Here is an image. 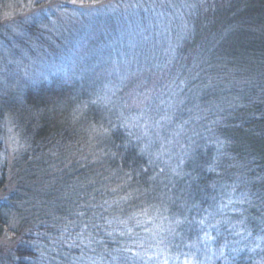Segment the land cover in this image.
Returning <instances> with one entry per match:
<instances>
[{
	"label": "trees",
	"instance_id": "1",
	"mask_svg": "<svg viewBox=\"0 0 264 264\" xmlns=\"http://www.w3.org/2000/svg\"><path fill=\"white\" fill-rule=\"evenodd\" d=\"M132 9L125 13L124 26L138 19L134 14L139 12L145 23L139 32L146 39L153 27L146 24L149 7ZM33 28L35 38L40 30ZM93 29L95 38L102 36L97 23ZM87 31L93 49L101 48L97 38L91 43L90 31L83 33ZM175 32L173 56L147 59L142 68L129 69L115 97L129 115L173 88L180 89L183 98L188 95L186 109L175 115L172 125L203 134L191 142L194 161L179 169H184L185 178L161 172L136 135L126 134L123 117L114 114L113 120H106L97 110L99 101L92 103L91 86L82 79L88 73L99 77L105 64L81 58L90 46L85 36L77 42L65 34L58 48L45 44L40 59H46L45 65H62L48 80H19L0 92V118L10 121L23 146L11 165L13 192L0 204V235L7 231L8 217L16 224L11 230L14 245L0 257V264H125L124 256L129 257L126 264H161V258L143 260L133 253L147 249L151 256L156 248L148 245L155 240L144 228L168 227L169 221L161 218L177 216L187 217L191 225H181L180 236L160 235L167 237L168 264H184L185 255L195 251L191 243L201 235L197 221L209 213L213 223L220 221L219 232L206 228L215 240L207 242L209 252L197 253L199 260L264 264V0H213L203 11L191 13ZM149 43H144L146 53ZM71 49L74 57L68 56ZM190 73L193 81L184 82ZM193 87L202 88L199 95L190 96ZM228 96L235 102L208 104ZM194 101L200 103L202 116L188 113ZM150 159L154 163L149 164ZM3 168L0 191L5 185ZM129 195L127 201L121 199ZM145 209L154 223L138 227L129 220L133 231L127 234L119 220ZM83 224L89 225L83 231L92 234L91 245L77 237ZM124 248L132 252L121 251Z\"/></svg>",
	"mask_w": 264,
	"mask_h": 264
},
{
	"label": "rangeland",
	"instance_id": "2",
	"mask_svg": "<svg viewBox=\"0 0 264 264\" xmlns=\"http://www.w3.org/2000/svg\"><path fill=\"white\" fill-rule=\"evenodd\" d=\"M212 1L76 0V3H73L72 0H0V92L6 88L10 89L11 85H16L19 80L28 83L48 80L62 65L46 66V59H40L45 57V44L58 48L65 34L69 36L68 40L82 42L87 38L86 41L90 44L89 32L83 31H90L93 24L97 23L99 30L102 31V34L100 33L102 36L96 35L101 41L99 42L101 48L93 49V44H90L79 54L81 58L90 56L96 58L100 65L105 64L99 77L88 73V78L82 79L89 83L92 97L101 105V107L98 105L97 110L109 121L114 119V114L123 117L127 128L126 134L136 135L143 147L154 156L155 162L167 172V176H177L172 171L177 169L179 176L185 178L187 174L184 169L181 171L179 169L184 164L194 161L195 152L191 142L199 136L198 134H203L199 131L187 133L183 126L172 125L175 115L186 109L188 95L183 98L181 90L173 88L168 94L159 95L151 106L135 108L133 109L135 112L124 115L123 102L116 99L120 94L117 89L124 82L129 69L142 68L144 60L172 57L174 50L171 44L178 40L177 32L173 33V30H179L180 26L186 24V20H190L191 13L203 11V7ZM142 4L149 7L150 17L147 18L146 24L150 22L153 26L146 39L139 32V25L145 24L139 12L134 14L139 17L138 19L130 21L128 27L124 26L125 13L129 7L138 10V6ZM33 27L40 30L35 37L38 39L32 36ZM90 33L92 43L96 40L94 29ZM34 39L37 40V44L34 43ZM147 39L150 43L146 53L144 43ZM41 41L42 46L39 45ZM72 50L68 56L74 57ZM191 75L192 73L185 76L184 82L193 81ZM201 89L193 87L190 96L194 93L199 95ZM235 99L232 97L231 100L228 96L209 101L208 104L217 107L235 102ZM199 105V102L194 101V104L189 105L194 108L188 107V113H198L202 116L203 112L198 109ZM1 108L4 107L0 101V110ZM22 148L10 121L4 117L0 118V167L4 166L3 170L5 169V185L0 191V204L6 202L7 196L13 192L11 165ZM7 220V231L0 235V257L8 254L15 242L11 230L14 231L16 224L13 217H8ZM156 251L157 249H151L150 252L153 254ZM160 258L163 260L164 257Z\"/></svg>",
	"mask_w": 264,
	"mask_h": 264
},
{
	"label": "snow or ice",
	"instance_id": "3",
	"mask_svg": "<svg viewBox=\"0 0 264 264\" xmlns=\"http://www.w3.org/2000/svg\"><path fill=\"white\" fill-rule=\"evenodd\" d=\"M73 3H76V0H72ZM97 101H92V103H96ZM104 134H108L109 130L108 129H104L103 130ZM145 134H147L145 132ZM129 135H131V133H129ZM145 151V149H141V152L143 153ZM113 156H115V153L112 154ZM149 164L154 163V161L152 159H150ZM210 170H214L213 168L210 167ZM144 171H147V169H144ZM161 172L164 171L163 168L160 169ZM174 174L176 175H180L179 172H177L175 169L172 170ZM125 175L128 176L129 179H131L130 174L126 173ZM152 180H155L156 177L153 176L151 177ZM113 191H115V189H113ZM147 191V189L145 190ZM130 198L129 196H124L121 197L122 200L127 201ZM105 204H107L109 207H111V204L108 203V201L104 202ZM113 203H118V201H113ZM229 203H232L231 199L229 200ZM222 210V208H221ZM79 215L83 216V213H79ZM143 216L146 219L145 220H141L139 217ZM161 219L163 220H168L169 224L168 227H164L162 224H155L154 228H144V231L151 233L152 239L155 240V244H149L148 247L149 248H153L155 247L157 249L156 252H154L151 256L148 255V251L147 249H145L143 252L141 251H137L135 253H133L134 256H136L137 258L143 259L144 257L147 256L148 259L152 260V259H156L159 260L161 256H163V264H168V259L170 258L168 256V248L167 245L165 244V241L167 240V237L165 236H161V233L167 232L169 235L171 236H180L181 232L178 231V229H180L181 225L188 223L189 225H191L192 221H188L187 217H185L184 219H181L179 216H177L175 219H170L169 217H162ZM129 220H133L135 221L136 226L138 227H142L145 223L148 222H152L154 223V218L153 217H149L148 216V212L147 210H143L142 212L138 213V214H133L132 216H129L127 220H119V223L124 225L125 228L127 229V234L131 235L132 234V228L128 227V221ZM206 220L208 221L206 224ZM215 220V217L212 213L208 214V217L205 218H201L199 221H197V223L201 226L200 227V233L201 235L197 237L196 241H193L190 245L191 248L195 249V251H191L189 253H187L185 255V260H184V264H204V262L202 260H199L197 258V253H207L210 251V248L208 246L207 242H211L215 240V237H213L207 230L206 228H211L214 229L215 231L219 232V228L217 227V225L220 223V221H216L215 223H213L212 221ZM71 223V222H70ZM241 223H243L241 221ZM109 224H111V221H109ZM68 225H65V229L67 230ZM89 225L88 224H83L82 230L81 232L77 233V237L81 240L82 243L87 242L89 245H91V243L93 242V237L92 234L89 232L87 234H85V232L83 231V229L88 228ZM232 227L235 228V225H232ZM122 236L125 235V232H121L120 233ZM237 235H239L240 233L237 232ZM109 235H111V232H109ZM249 235H251V233H249ZM159 237V238H157ZM164 247H161V246ZM202 245V247H201ZM140 247H143V244L140 245ZM177 247H179V245H177ZM121 251L123 252H132L131 248H124ZM219 253L220 256H224L223 253V246H221V248L219 249ZM117 257H113V259H116ZM176 259H178L179 257H175ZM123 262H125L129 259V257L124 256L123 258Z\"/></svg>",
	"mask_w": 264,
	"mask_h": 264
}]
</instances>
